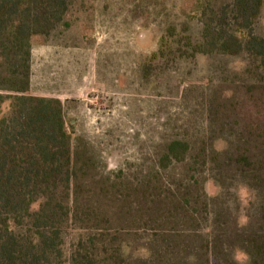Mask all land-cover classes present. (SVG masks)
Instances as JSON below:
<instances>
[{
	"label": "trees",
	"instance_id": "16d2710c",
	"mask_svg": "<svg viewBox=\"0 0 264 264\" xmlns=\"http://www.w3.org/2000/svg\"><path fill=\"white\" fill-rule=\"evenodd\" d=\"M84 1L0 0V264H264L258 128L233 129L222 150L204 134L171 137L147 164L111 170L70 129L60 99L31 92L34 38L69 28ZM218 1L200 0L197 38L169 27L144 73L170 57L246 54L260 76L264 35L254 25L264 0ZM242 187L252 196L244 207Z\"/></svg>",
	"mask_w": 264,
	"mask_h": 264
},
{
	"label": "rangeland",
	"instance_id": "374dc122",
	"mask_svg": "<svg viewBox=\"0 0 264 264\" xmlns=\"http://www.w3.org/2000/svg\"><path fill=\"white\" fill-rule=\"evenodd\" d=\"M229 0H219L217 8ZM200 0H86L49 38L32 48L31 92L58 98L70 129L89 141L108 169L146 162L171 137L192 143L205 135L226 146L233 129L264 133V71L252 75L246 54L144 63L169 27L197 38ZM264 35V5L254 25ZM204 134V135H203ZM261 137L259 142H263ZM146 160V161H145ZM148 162H146L147 164ZM219 194L213 180L205 184ZM241 207L251 199L237 191ZM242 214V210H241ZM241 216V221H244ZM236 258L246 262L241 253Z\"/></svg>",
	"mask_w": 264,
	"mask_h": 264
}]
</instances>
